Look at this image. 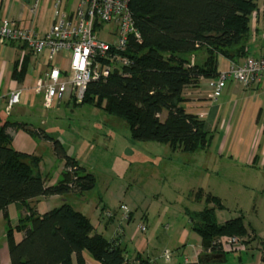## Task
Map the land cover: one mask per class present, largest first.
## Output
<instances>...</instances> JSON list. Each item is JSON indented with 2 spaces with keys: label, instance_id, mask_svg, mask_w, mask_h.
<instances>
[{
  "label": "trees",
  "instance_id": "obj_1",
  "mask_svg": "<svg viewBox=\"0 0 264 264\" xmlns=\"http://www.w3.org/2000/svg\"><path fill=\"white\" fill-rule=\"evenodd\" d=\"M259 4L260 0H131L141 36L140 43L130 39L125 52L133 62L116 68L105 81L91 82L83 101L72 105L89 103L122 119L133 140L166 144L171 151L207 149L213 133L205 130L197 114L186 111L183 90L198 86L203 78L216 80L221 73L219 57L239 64L248 56L255 32L250 24L252 18L256 21ZM26 70L24 58L20 67L14 63L11 77L22 82ZM9 127L53 142L56 154L64 157V169L55 184H45L39 156L13 147ZM94 186L95 176L44 130L24 122L0 124V213L6 219L10 264H86L83 253L99 264H151L138 253L127 259L118 238L109 240L97 233L90 219L66 202L43 214L30 205L39 196L84 193ZM202 192L198 189L195 199H204L205 205L189 213V220L203 249L233 235L245 237L247 246L255 241L256 249L264 247V240L244 223L243 215L219 223L215 211L224 207L221 199L210 193L203 197ZM11 203H21L27 211L13 226L6 214ZM14 230L23 232L19 242L14 240Z\"/></svg>",
  "mask_w": 264,
  "mask_h": 264
},
{
  "label": "rangeland",
  "instance_id": "obj_2",
  "mask_svg": "<svg viewBox=\"0 0 264 264\" xmlns=\"http://www.w3.org/2000/svg\"><path fill=\"white\" fill-rule=\"evenodd\" d=\"M21 2L30 9L36 0H16L12 4L11 15L15 14ZM69 2L72 0H66ZM44 6L45 2L38 0V10ZM47 9L48 16L51 3ZM250 27L253 31L254 18ZM259 30L258 43L264 46V26L261 25ZM60 58L57 56L56 66L63 64L64 59ZM194 59L192 57V61ZM72 104L80 103L62 101L52 109H44L38 98L35 109V122L38 123L35 124L44 119L46 125L37 126L58 140L67 155L76 157L95 176L94 188L84 194L86 210L95 211L97 206L106 205L110 209H105L103 215L105 211H111L119 218V206L126 205L132 209L134 219L127 226L122 216L114 226L122 222L128 229L133 228L142 222L145 214L150 231L160 239L176 227L186 225L188 228L189 213L200 211L205 205L204 199H195L198 189H202L203 197L210 193L221 199L224 207L215 211L219 223L242 214L244 223L255 228L257 234L264 238V167L245 165L237 158L232 159L225 150L219 155V130L214 132L213 140L205 150L171 151L166 144L133 140L125 121L107 114L102 108L89 103ZM163 117L164 114L161 115ZM35 141L38 143L36 154L41 157L40 174L45 177L49 172L56 178L61 173L64 157L56 154L52 141L45 144L38 137ZM164 160H168V169L163 166ZM76 197L71 192L62 194L51 200L52 206L58 207L66 202L78 210ZM166 225L169 226L167 231ZM128 248L127 256L132 252L131 244ZM180 248L157 245L161 252L170 251L171 256ZM227 258L237 261L235 253L227 254Z\"/></svg>",
  "mask_w": 264,
  "mask_h": 264
},
{
  "label": "crops",
  "instance_id": "obj_3",
  "mask_svg": "<svg viewBox=\"0 0 264 264\" xmlns=\"http://www.w3.org/2000/svg\"><path fill=\"white\" fill-rule=\"evenodd\" d=\"M3 1L5 2L4 7L2 5ZM15 1L16 0H0V18L3 15H8V17L18 25L31 27L40 34L45 33L50 28L52 24V7L54 0H43L46 8L44 6V8H40L41 10L37 9L34 15H32L29 8L21 2L15 14L11 15L12 4ZM50 3L51 12L47 16L46 10H48L47 6ZM69 5H71L70 2L66 3V9H69ZM257 14L258 16L256 15L253 28L255 32H253L249 40L247 57L258 58L264 55V46L261 42L258 43L261 34L259 29H261V25L262 27L264 26V0L260 1ZM46 55L47 54L44 53L40 56H34L24 44L19 42L7 41L0 44V124L6 120L11 122H24L28 124L30 128H40L46 132L45 129L40 127L41 125H46L47 122L44 119H40V124H37L40 126L35 124L38 123L35 122V119H37L35 109L38 104V98L41 102V106L42 101L41 96L35 94L31 90L37 74L47 69L50 64L56 65L55 61L57 59L49 62ZM24 58L27 59V70L22 82H18L11 77L12 66L17 62L20 67V63ZM242 60L240 62H242ZM37 62L38 67L36 69ZM229 65L230 62L227 59L219 57V72L227 70ZM18 89H23L20 101L7 111L6 102L8 93ZM211 93L212 88L209 86V80L205 78L201 79L199 85L196 87H186L183 90V95L187 99L185 103L186 111L195 113L203 119L206 131L214 135V132L219 130L217 144L219 155H222L225 150L232 159L237 158V160L245 165L251 167H264V77L260 81L247 87L236 83L233 79H226L216 98L210 99L208 95ZM7 131L12 136V145L16 150L40 157V155L36 154L38 143L27 132L15 127H9ZM40 140H43L45 144H50V140L42 138H40ZM164 162L165 164L163 166L166 167L165 169H168V160H164ZM85 168L88 172V168ZM63 169L64 161L62 163L61 172ZM39 172H41L40 164ZM60 175L61 173L55 178L48 172L45 173V177L41 176L45 179V184L49 186L55 184ZM71 193L78 196V198H75L79 206L78 211L90 219L97 233L102 234L109 240L118 238L120 246L124 248L125 251L129 249V244H131L132 252L130 255H126L127 259H133L138 253L147 258L151 264H184L185 259H187L190 264H264V258L259 254V250L255 248V241L247 246V250L242 252L214 253L209 255L210 257L203 256L201 239L199 235L191 229L189 215L188 228H186V225H183L181 228L176 227L171 230L170 233L163 236V238L161 237L159 239L156 234L150 231L147 222L148 219L145 214L142 216V222L128 229L127 226L134 219V215L131 211L132 209L125 205L129 216L127 215L128 217L126 218L119 209L121 213L119 218L123 216V218L126 219L125 222L127 226H123L121 222L115 227L114 222L118 221V215L114 212L113 216L110 218H106L103 215L104 210H109L110 208L106 205H102L100 207L97 206L95 211L86 210L88 208L84 198L86 192L78 193L74 191ZM59 196L61 195L39 196L32 199L30 205L39 214H43L54 208L51 200ZM26 213L27 211L21 203H11L6 209V214L12 226L16 225L19 217ZM0 223V264H10L6 239V219L2 212L0 213ZM141 224H144L146 227L144 231L139 230V225ZM164 228L165 231H167L169 226L166 225ZM253 229L255 230L254 234L256 237L264 240V238L257 234L256 229ZM13 237L16 242H19L23 237V232L14 230ZM159 244L165 247L169 246L173 249L181 248L173 252V256L170 257L169 261H165L162 254L164 251L161 252L157 249V245ZM231 253L236 254L237 261L233 262L231 261L233 260L232 258H227V254ZM216 254L219 256H215ZM83 258L86 264H99L87 253H83Z\"/></svg>",
  "mask_w": 264,
  "mask_h": 264
},
{
  "label": "built area",
  "instance_id": "obj_4",
  "mask_svg": "<svg viewBox=\"0 0 264 264\" xmlns=\"http://www.w3.org/2000/svg\"><path fill=\"white\" fill-rule=\"evenodd\" d=\"M131 0H72L66 9V0H54L52 24L43 34L31 27H23L12 21L8 15L0 18V44L14 41L24 44L34 56L44 53L47 60L63 57L60 65H48L37 74L31 90L41 96L42 107L50 109L62 101L81 103L91 82L105 81L116 68L131 65L132 58L125 54L130 39L141 42V36L135 26ZM38 9V0L29 9L34 15ZM60 58V59H61ZM38 62L36 63V69ZM264 77V55L258 58L246 57L239 64H230L216 80H209L212 93L216 98L226 79H233L245 87ZM23 89L8 93L6 110L19 103ZM71 168H68V171ZM119 209L127 218L125 205ZM110 218L113 212L105 211ZM144 231L145 226L139 225ZM243 236L233 235L218 238L212 245L203 249L206 255L213 253L242 252L247 250ZM213 245L215 247H213ZM259 254L264 258V247L259 246ZM171 252H163L165 261H169ZM184 264H190L185 259Z\"/></svg>",
  "mask_w": 264,
  "mask_h": 264
},
{
  "label": "water",
  "instance_id": "obj_5",
  "mask_svg": "<svg viewBox=\"0 0 264 264\" xmlns=\"http://www.w3.org/2000/svg\"><path fill=\"white\" fill-rule=\"evenodd\" d=\"M215 256H219L218 254H216Z\"/></svg>",
  "mask_w": 264,
  "mask_h": 264
}]
</instances>
